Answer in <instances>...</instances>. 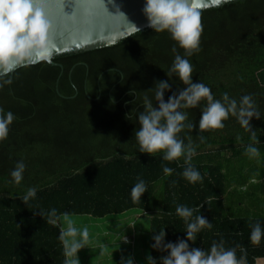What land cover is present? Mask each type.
Listing matches in <instances>:
<instances>
[{
    "label": "trees",
    "instance_id": "obj_1",
    "mask_svg": "<svg viewBox=\"0 0 264 264\" xmlns=\"http://www.w3.org/2000/svg\"><path fill=\"white\" fill-rule=\"evenodd\" d=\"M200 18V51L186 57L193 80L216 99L251 95L264 117V0L234 1ZM176 54L185 50L171 35L150 28L112 47L57 57V66L42 62L0 77V108L15 115L0 142V264H70L65 218L130 211L151 216V255L159 259L166 253L153 249L152 236L165 231L175 242L187 232L176 214L180 205L199 209L193 221L203 215L212 224L189 242L193 247L210 251L222 241L245 264H264V237L250 238L256 223L264 227V118L253 119L252 132L235 117L223 129L201 131L202 102L184 109L195 125L180 134L196 152L189 163L139 151L145 95L155 106L158 80L172 84L165 100L185 87L176 74L166 75ZM249 145L258 157L246 153ZM20 161L26 169L17 184L11 173ZM189 166L201 181L184 178ZM141 179L147 191L134 201ZM33 188L36 195L28 196Z\"/></svg>",
    "mask_w": 264,
    "mask_h": 264
},
{
    "label": "clouds",
    "instance_id": "obj_2",
    "mask_svg": "<svg viewBox=\"0 0 264 264\" xmlns=\"http://www.w3.org/2000/svg\"><path fill=\"white\" fill-rule=\"evenodd\" d=\"M36 4L37 0H0V68L12 70L31 60L34 54L48 48V35L52 25L44 10ZM143 12L148 27L157 33L168 32L178 46L185 50L183 56L175 55L172 67L166 74H176L185 87L165 100V93L171 92L172 84L169 79L158 80L154 86L157 101L155 106L145 95L144 111L138 115L140 127L135 131L140 153L149 156L162 153L163 159L167 161H177L184 157L185 162L189 163L196 152L191 145H185L180 134L185 128L194 129L195 125L188 122V112L184 109L198 108L202 102H206V106L200 115L201 131L223 129L224 122L235 117L245 130L252 132L253 119L260 120L264 117L251 95H244L237 100L224 93L222 99H216L208 86L192 78L193 65L186 57L200 51L203 33L200 12L193 0H145ZM173 51L175 52V48ZM14 120L13 112H5L0 108V142L8 138ZM246 153L250 157H258L260 154L259 149L253 145L247 147ZM25 169V163L20 161L12 171L11 176L17 184L23 180ZM163 171L166 175H171L173 169L164 167ZM183 176L193 184L202 180L200 172L192 166L185 168ZM146 191V183L142 179L138 180L131 191L133 200L139 201ZM35 195V188L30 189L28 196ZM198 210L177 206L176 214L187 224L185 237L175 242L167 241L165 231L152 236L153 249L166 255L157 259L149 254L146 258L147 264H245L243 257H237L236 249L225 248L222 241L214 242L210 251L193 247L189 243L195 240L196 234L203 228L212 227L203 215L196 216L194 221L191 219ZM83 235L86 239L87 231ZM262 237L264 227L256 223L250 238L259 242ZM82 247L83 244L80 243L74 245L72 253ZM120 264H135V261L131 256L121 257Z\"/></svg>",
    "mask_w": 264,
    "mask_h": 264
},
{
    "label": "water",
    "instance_id": "obj_3",
    "mask_svg": "<svg viewBox=\"0 0 264 264\" xmlns=\"http://www.w3.org/2000/svg\"><path fill=\"white\" fill-rule=\"evenodd\" d=\"M238 0H193L199 12ZM145 0H37L51 22L48 48L12 70L0 68V77L21 68L47 62L66 54L92 52L115 46L150 29L144 15ZM139 29V30H137Z\"/></svg>",
    "mask_w": 264,
    "mask_h": 264
},
{
    "label": "rangeland",
    "instance_id": "obj_4",
    "mask_svg": "<svg viewBox=\"0 0 264 264\" xmlns=\"http://www.w3.org/2000/svg\"><path fill=\"white\" fill-rule=\"evenodd\" d=\"M62 225L69 253L74 245L83 244L76 253L69 254L70 264H120L121 257L128 256L135 264H147L146 258L151 255L149 214L130 211L105 219L67 217Z\"/></svg>",
    "mask_w": 264,
    "mask_h": 264
},
{
    "label": "crops",
    "instance_id": "obj_5",
    "mask_svg": "<svg viewBox=\"0 0 264 264\" xmlns=\"http://www.w3.org/2000/svg\"><path fill=\"white\" fill-rule=\"evenodd\" d=\"M141 216V215H140Z\"/></svg>",
    "mask_w": 264,
    "mask_h": 264
}]
</instances>
